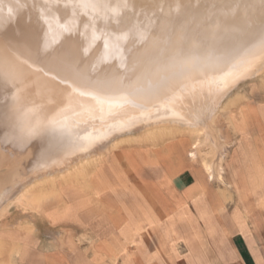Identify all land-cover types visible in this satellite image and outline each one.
<instances>
[{
  "label": "bare ground",
  "instance_id": "1",
  "mask_svg": "<svg viewBox=\"0 0 264 264\" xmlns=\"http://www.w3.org/2000/svg\"><path fill=\"white\" fill-rule=\"evenodd\" d=\"M14 1L37 12L0 5V181L20 189L15 199L91 158L96 137L136 123L190 128L185 88L217 101L239 73L264 70V0ZM177 34L184 41L168 47Z\"/></svg>",
  "mask_w": 264,
  "mask_h": 264
},
{
  "label": "crops",
  "instance_id": "2",
  "mask_svg": "<svg viewBox=\"0 0 264 264\" xmlns=\"http://www.w3.org/2000/svg\"><path fill=\"white\" fill-rule=\"evenodd\" d=\"M249 118L228 158L231 190L184 165L165 174L170 161L124 179L118 155L98 172L97 205L5 218L0 264H264V114Z\"/></svg>",
  "mask_w": 264,
  "mask_h": 264
},
{
  "label": "rangeland",
  "instance_id": "3",
  "mask_svg": "<svg viewBox=\"0 0 264 264\" xmlns=\"http://www.w3.org/2000/svg\"><path fill=\"white\" fill-rule=\"evenodd\" d=\"M1 1H3L5 7L13 6L18 11L26 14V18H31V16L37 14L34 8L30 9V7L28 8L26 5L19 4L14 0H0V5ZM119 41L118 39L114 41V50L116 47L121 49L122 45ZM182 41L184 40L177 34V36H170V44L166 45L168 47L177 46ZM108 51L109 53L107 52L105 55L110 58L116 54V52L112 51V47ZM190 53L191 50L188 51L187 57H193L194 53ZM262 72L243 79L239 73L240 76L238 74L237 78L239 77L238 79H240L241 77L240 81L230 90L228 96L217 99V101L213 100L212 89L203 90L201 91L202 93L198 91L197 96L192 98L190 96L191 91H188L189 94L186 92L190 88H183L182 92H184H180L182 97L179 96L182 99V102L180 101L182 110L186 109L185 111H187L189 107L191 108H189L188 112L190 115L193 114L191 116L196 117L195 123H198V127L192 123L191 129L186 128V126L181 128L169 126L166 128L143 129L146 126L145 124L142 123L143 126L141 127V124L136 123V127L132 125V128H129L130 131H127V133L123 132L124 130H119L120 132L117 131V135L112 136L113 138L107 135L109 138H106V140L108 139L106 142L103 138L106 137V134L101 137L102 139L100 138L103 142L96 137V144L93 150L99 149V151L92 155L91 158L88 157L89 159L87 158L85 161L76 162L70 172H65L63 175L58 174L53 178L37 180L31 183L32 187L28 184L26 191H23L24 197L19 199H15L17 194L13 192L16 190V193H18L20 189L13 188L15 189L13 191L8 186V182L4 184L2 183L3 181H0V232L3 229L2 223L5 218L11 217L13 221L18 222L21 217L25 216H46V210L58 206L63 207L66 201L71 199L76 201L86 199L87 202L95 204L99 200L98 194L94 192V187L98 184V172L107 164H111L112 160L118 155L121 157V166L119 164L116 170H113L115 175L123 176L122 178L124 179L127 178L126 175L136 174H147L149 176L153 174L157 176L161 173L160 171L158 172V170H161L160 163L170 161L168 167L167 165L165 166L167 167L165 174L168 171L172 174L178 173L182 165H184L188 171H194L200 175V179L206 184L215 185L220 191L231 190L233 180L228 176V158L235 143L238 142L239 137L242 135L240 128L244 126L246 120H253L249 118L250 115L259 120V117L264 114V72ZM198 93L202 94V96H199ZM187 95L193 99L194 103L191 99L190 101L188 100L189 97ZM211 96L212 98H210ZM185 97H188V99ZM197 97L201 98V102ZM186 105L189 106L186 107ZM213 105L214 107H212ZM196 120H199V122ZM133 128L134 130H132ZM98 143L101 146H98ZM149 159L150 161L152 160V163L146 166V161ZM6 173V168H0V180ZM226 196L229 201L232 200L230 195Z\"/></svg>",
  "mask_w": 264,
  "mask_h": 264
},
{
  "label": "snow or ice",
  "instance_id": "4",
  "mask_svg": "<svg viewBox=\"0 0 264 264\" xmlns=\"http://www.w3.org/2000/svg\"><path fill=\"white\" fill-rule=\"evenodd\" d=\"M76 3L78 4H86V5H110V0H75ZM117 3H126V0H118Z\"/></svg>",
  "mask_w": 264,
  "mask_h": 264
}]
</instances>
